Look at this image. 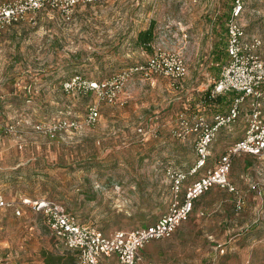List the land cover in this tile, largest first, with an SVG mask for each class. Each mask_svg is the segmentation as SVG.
<instances>
[{"label": "rangeland", "instance_id": "374dc122", "mask_svg": "<svg viewBox=\"0 0 264 264\" xmlns=\"http://www.w3.org/2000/svg\"><path fill=\"white\" fill-rule=\"evenodd\" d=\"M231 1L106 0L79 5L68 19L55 9L38 10L3 29L0 126L13 129L0 134V193L14 200L20 213L0 208V264H48L50 257L51 264H79L76 256L71 261L74 252L51 235L42 214L22 202L24 197L60 200L108 235L152 222L165 211L168 192L145 173L165 172L168 165L186 170L193 162V136L180 139L172 128L180 114L192 112L188 93L203 95L211 84L185 91L191 79L199 76L197 84L202 83L199 71L226 59L224 21ZM244 1L245 31L260 35L264 47V0ZM151 20L153 46L184 56L188 73L183 78L134 72L114 104L94 91L63 90L62 83L75 74L105 80L145 62L151 52L135 38ZM93 103L98 107L94 124L51 135L49 128L59 119L82 120ZM246 112L244 107L223 127L225 135H216L214 147L218 143L223 152L240 136ZM148 122L152 130L139 133L137 127ZM239 156L233 157L230 173L243 192V207L235 210L233 195L212 187L198 199L206 207L203 213L193 207L179 235L145 244L142 255L149 254L152 264H264V159Z\"/></svg>", "mask_w": 264, "mask_h": 264}, {"label": "built area", "instance_id": "2783aa9c", "mask_svg": "<svg viewBox=\"0 0 264 264\" xmlns=\"http://www.w3.org/2000/svg\"><path fill=\"white\" fill-rule=\"evenodd\" d=\"M103 1L106 0H2L0 34L6 26L38 10L55 9L63 18L68 19L77 6ZM244 5V0L231 1L225 20L224 49L227 57L220 66L219 76L212 80L209 89L211 97L227 92H233L234 96L225 111L215 112L211 118L204 112H194L187 116L180 114L176 118L172 133L180 139L193 136L195 158L186 170L171 165L165 167L172 197L167 210L155 221L145 226L118 229L108 235L96 225L81 221L59 200L45 196L22 198L23 203L29 204L35 212L42 214L51 235L76 254L79 264H99L102 256L113 254L118 264H140V248L152 239L171 235L175 228L188 218L194 200L213 185L234 193L236 209L243 207V192L229 179L232 159L241 153L264 159V51H261L263 41L258 34L246 33L241 21ZM134 72H139L145 77L152 73L161 74L176 80L188 73V64L181 52L157 46L145 62L131 65L105 80L87 79L75 74L66 79L62 87L68 93L94 91L101 99L114 104L120 101L119 92L123 83ZM244 107L247 109L244 135L233 141L215 163L208 166L210 145L217 132L222 127L234 123ZM97 117V105L89 104L82 120L61 118L49 131L54 135L56 129L79 130L85 124H94ZM11 129L12 124L0 126V134ZM151 130L137 127L141 134H148ZM186 180L188 183L184 188ZM256 186L254 182L250 184L251 188ZM17 206L14 200L7 199L0 193V208H12L19 214L20 209ZM147 264L152 262L148 261Z\"/></svg>", "mask_w": 264, "mask_h": 264}, {"label": "crops", "instance_id": "0c3cea01", "mask_svg": "<svg viewBox=\"0 0 264 264\" xmlns=\"http://www.w3.org/2000/svg\"><path fill=\"white\" fill-rule=\"evenodd\" d=\"M148 26V25H147ZM155 47V46H154ZM218 51H219V49H218ZM261 51H264V47H263V44H262V46H261ZM223 52H224V55H225V57H227L226 56V53H225V51L223 50ZM210 65H213V64H217V61L216 62H210L209 63ZM202 67L204 68L205 66H203L202 65ZM210 68L208 69V71L207 70H203V72H201V71H199V73H198V75H201V73H202V76H200V78H202L203 80H202V83H200V84H197V81H198V77L199 76H194V78L193 79H191V83H188V85H187V87L185 88V91H188L189 89H203L202 87H199L201 84H205V82H212V80L214 79V78H216V77H218L219 76V72H220V66H209ZM213 69H216V70H213ZM197 84V85H196ZM176 87H178L179 88V86H176ZM184 88H183V86L178 90V92L177 93H179V92H181L182 90H183ZM177 91V90H176ZM230 93V92H229ZM229 93H226V95H228ZM179 95V94H178ZM176 96L177 98H179L180 97V95H182V94H180L179 96ZM189 95V96H188ZM188 95L186 96V99H188V101H190V104H191V106H193V107H196V106H198V108L199 109H201L202 107L203 108H205V107H207V108H205V109H207V110H203V112L206 114V116L208 117V118H211V116H212V114L213 113H215V112H218L217 111V109L216 108H211V106H210V104L209 105H206V106H204L203 105V103H204V98H203V96H202V93H199V92H194V90L191 92V93H188ZM189 98H191L190 100H189ZM228 97H226V99H227ZM230 98H231V94H230ZM173 100H175V98H173ZM184 100V96H183V98L180 100V101H183ZM231 101V100H230ZM230 101H228V104H225V106L223 105V106H217V108L218 109H220V110H226L227 109V107H228V105H229V103H230ZM216 104V103H215ZM195 109V108H194ZM193 109V110H194ZM197 110V109H196ZM240 115H242V114H240ZM240 117V116H239ZM238 117V118H239ZM237 118V119H238ZM245 122H246V120H245ZM145 125H148V123H146ZM144 125V126H145ZM146 127H148L149 128V126H146ZM244 128H245V125L242 127V130H241V133H240V136H242L243 135V132H244ZM217 138H220V137H222L223 135H225V129L222 127L218 132H217ZM240 136H237V137H240ZM214 139H216V138H214ZM213 142V141H212ZM194 146V145H193ZM212 151H213V154H216L215 156L214 155H212ZM222 153V150H221V146L217 143V146H215L214 147V145H212V143H211V145H210V155H209V158H208V162H207V164H209L211 161H212V165L215 163V161L217 160V158L219 157V155ZM173 154L174 155H177L178 154V148H176V149H173L172 150V156H173ZM194 154V153H193ZM243 156H244V154H247V155H249V156H251V157H256V156H253V155H251V154H248V153H241ZM171 156V157H172ZM239 158H241L239 155H237ZM171 157H170V159H171ZM174 157H177V156H174ZM235 157V156H234ZM176 159V158H175ZM192 162V161H191ZM191 162L189 163V165H187V167L186 168H188L189 166H190V164H191ZM231 168H232V166H231ZM145 175L147 176V175H150V177L152 178V179H155L156 180V185H159V186H164V190H166L167 192H168V194H169V200H168V203H167V206H166V208H164V210L166 211L167 210V208H168V205H169V202H170V200H171V197H172V193H171V189H170V181H169V179H168V177H167V175H166V173L165 172H156V173H149V172H146L145 173ZM229 179L238 187V182H237V180H235V178L233 177V176H231V173L229 172ZM187 183H188V180H186L185 182H184V185H183V187L185 188V186L187 185ZM212 188V187H211ZM210 188V189H211ZM239 188V187H238ZM200 197V196H199ZM199 197H198V199H199ZM197 199V200H198ZM199 201V200H198ZM196 202L195 203V205H193V207H196V208H199V212L202 214L203 213V209L204 208H206V207H204L205 205H203V204H201V202ZM199 203V204H198ZM192 210H193V208H192ZM192 210H191V212H192ZM189 213V216H188V218L189 219H191V217H192V213ZM187 218V219H188ZM187 219H185V220H187ZM185 220H183L176 228H175V230L171 233V235L173 236H176V235H179V232H181L182 230V223L185 221ZM192 222H194V220H192ZM141 225H143L142 224V222H140V224H137V225H135V227H138V226H141ZM181 225V226H180ZM196 227H199L198 225L196 226ZM171 235H169V236H171ZM168 237V236H167ZM162 238H164V237H162ZM157 239H159V238H157ZM220 239H223V238H215L214 237V240H216V241H222V240H220ZM152 240H155V239H152ZM152 240H150V241H152ZM213 240V241H214ZM149 241V242H150ZM148 243V242H147ZM146 243V244H147ZM145 246V245H144ZM143 246V247H144ZM142 247V248H143ZM142 248H140V250H139V253H140V255H141V261H140V264H147V262L148 261H151V259H150V255L149 254H147L146 252H144V254L142 255ZM112 260L114 261V263L115 264H118V262H117V258H116V256L113 254V255H111V256H102L101 258H100V260H99V264H108V263H112ZM152 262V261H151Z\"/></svg>", "mask_w": 264, "mask_h": 264}, {"label": "trees", "instance_id": "16d2710c", "mask_svg": "<svg viewBox=\"0 0 264 264\" xmlns=\"http://www.w3.org/2000/svg\"><path fill=\"white\" fill-rule=\"evenodd\" d=\"M228 14V13H227ZM227 16V15H226ZM226 16H225V20H226ZM224 25H225V21H224ZM245 29V28H244ZM225 30H226V28H225ZM224 33H225V31H224ZM154 37H155V32H154V23H153V21L151 20L150 22H149V24H148V26L147 27H145V28H141V29H139L138 31H137V34H136V38H135V43H136V45H139V46H141L143 49H145L146 51H148V52H152L153 51V49H154V46H153V39H154ZM224 41H225V39H224ZM217 44V43H216ZM224 45H225V43H224ZM216 46H218V44L216 45ZM224 51H225V49H224ZM226 53V52H225ZM227 56V55H226ZM226 60V59H225ZM223 63L225 62L224 60L222 61ZM222 63V64H223ZM220 63L219 62H217V66L219 65ZM214 65V64H213ZM219 66H221V65H219ZM213 70H216V69H213ZM263 87V86H262ZM264 88V87H263ZM209 89H210V86H208L207 88H206V90H205V92L203 93V98H204V103H203V105L204 106H206V105H209L210 104V106H211V108H216L217 106H225V104H228V101H230L231 100V98L234 96V93L233 92H227V93H229L228 95H226V93H223V94H219V95H217V96H215V97H211L210 95H209ZM230 94H231V98H230ZM226 97H228L227 99H226ZM216 103V104H215ZM198 107V106H197ZM197 107H193V106H191V108H189V109H187V110H192V112L191 113H194V112H203V110H207V109H205V108H207V107H205V108H201V109H199V108H197ZM195 108V109H194ZM219 108V107H218ZM218 108H216L217 109V111L218 110H220V109H218ZM194 109V110H193ZM197 109V110H196ZM150 124H149V122H148V125H143L145 128H148V127H146V126H149ZM245 127H246V122H245ZM149 129H152L150 126H149ZM244 130H245V128H244ZM243 135H244V132H243ZM242 135V136H243ZM242 136H240V137H237L236 138V140L237 139H239V138H241ZM252 155V154H251ZM181 169V168H180ZM218 187V188H221V189H225V188H222V187H219L218 185H213L212 187ZM211 188V187H210ZM209 188V189H210ZM208 189V190H209ZM208 190H206L205 192H207ZM226 190V189H225ZM228 191V190H227ZM204 192V193H205ZM230 192V191H229ZM204 193H202V194H204ZM232 195H233V206H234V209L235 210H237L236 209V207H235V194L234 193H232V192H230ZM201 194V195H202ZM38 197H40V196H38ZM199 197V196H198ZM198 197L194 200V202H193V205H195V203L198 201L197 199H198ZM34 198H37L36 196L34 197ZM49 198V197H48ZM54 199V198H53ZM57 200V199H56ZM60 201V200H59ZM66 206V205H65ZM66 208H67V206H66ZM193 208V207H192ZM68 209V208H67ZM69 211H71L70 209H68ZM71 212H73V211H71ZM74 213V212H73ZM163 213V212H162ZM161 213V214H162ZM76 214V213H75ZM161 214H159L157 217H156V219L161 215ZM155 219V220H156ZM155 220H153V221H155ZM144 221V220H143ZM142 221V224L143 225H141V226H145V225H147V224H150V223H152V222H149V223H145V222H143ZM89 224H92V223H89ZM133 228H135V227H133ZM75 254V253H74ZM74 254H71V261H75V259H76V254L74 255ZM51 259H53V258H51L50 257V260L48 261V264H51V262H52V260ZM70 263V262H69ZM72 263H74V262H72Z\"/></svg>", "mask_w": 264, "mask_h": 264}]
</instances>
